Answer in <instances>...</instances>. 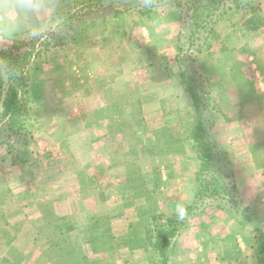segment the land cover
<instances>
[{
    "label": "rangeland",
    "instance_id": "1",
    "mask_svg": "<svg viewBox=\"0 0 264 264\" xmlns=\"http://www.w3.org/2000/svg\"><path fill=\"white\" fill-rule=\"evenodd\" d=\"M91 1L98 0H55L54 14L67 10L71 14L80 9V2L86 3L84 5L86 7ZM181 1L185 6L183 13L175 7L174 0H99V6L91 9L84 8L82 12L84 23L73 44L39 56L29 63L25 71L28 81L29 119H27L25 130L21 131L20 135L10 139L8 143H0V264H5L4 259L7 264H123V260L121 261L114 254L118 248L129 251L151 249L146 239L147 230H153L157 224V215L168 217L164 211L174 210L177 205L169 203L170 192L173 190L170 187H159L161 182L164 183V172L160 168L159 172L151 170L148 177L147 172L141 170L145 164L141 163L140 158L134 156L138 149L142 152V138L146 132L140 113L142 98L136 93V85L142 81L144 69L152 66V63L156 61L159 62L160 59L165 58L164 60L168 61L172 55L180 64L181 72L184 70L185 77L192 76L196 63L189 62L192 61V57L186 60L184 54L188 49L187 38L192 30L191 25L194 20L201 19L204 11L200 8L206 0L195 2L197 7L198 3L200 4L199 11L191 7L193 0H190L187 5L184 0ZM242 2L245 8L242 11L234 9V13L238 12L228 21L238 16H249L251 25L264 29V15L260 7L262 0H242ZM189 6L192 9H189ZM54 14L45 21L48 26ZM26 31L28 30L18 31L15 34ZM12 36L0 32L2 47L9 45ZM214 37L210 41V46ZM164 45L167 46L165 49ZM180 55L185 60H182ZM196 66L199 68L198 58ZM105 87L110 91L107 95L110 103L106 108L98 109L94 92L98 88ZM202 90L207 92V85L204 84ZM74 93L81 96V101L77 104L76 116L84 115L87 122L108 120L112 131L119 135L113 145L117 155L113 156L112 160L114 167L117 164L122 166L124 163L127 169L128 173L125 176L131 187L130 192L127 193L128 196L126 187L123 185L124 188L121 189L118 185L114 170L106 175L99 174L98 172L101 171H98L92 175L87 173L86 176L89 179L94 178L97 183L98 180L101 183L107 182L106 187L96 191L98 192L96 198L102 203L111 202L115 211L116 209L118 212L122 209L125 211L128 208L126 204L128 202L132 204L133 192L138 222L129 226L126 236L116 238L112 235L109 216H98L93 219L84 234L85 238L74 234L73 219L58 217L54 205L66 196L67 188L70 186L68 177L70 173L63 174L61 179L64 180H60L59 174L53 177L51 171L43 175V179L35 178V166L43 163L44 159L55 166L57 162H54V158H56L63 169L69 168L73 171L74 162L66 155L67 146L65 147L64 141L59 140L52 144L51 141L46 140L47 145L43 148L44 158H40L34 138L36 136L38 139L39 132L41 133L39 123L41 113L49 111L45 117L58 116L63 123L67 122L66 119L71 116L67 98L72 97ZM46 99L48 101L45 103ZM202 113L206 117L207 126H211L209 111L205 109ZM2 126L0 125V141L3 140L2 135L6 134L1 131ZM65 126L66 124L62 125L63 133L68 131ZM56 132L54 128H47L45 134ZM167 134L168 137L163 140L164 149L161 150L176 149L178 143L176 137L172 133ZM209 134L217 154L212 168L213 175L217 181L228 188L234 201L230 204L222 200L221 209L216 208V205L198 209L181 230L188 225L190 229L199 232L206 230V234L200 237L208 245L206 258L210 257L219 264L229 257L242 264L239 260L245 256L251 264L254 261L255 264H261L258 262V252L254 255L247 249L252 246L258 251L260 235L263 239L264 235L255 221L257 214L254 215V219L250 216L256 212L245 205L243 189L240 188V191L238 186L241 182L244 184L250 181L249 176L244 173L241 180V177L239 178L241 174L233 173L230 148H226V143L225 146H220L212 137L210 130ZM23 136H26L27 152L20 154L25 148ZM129 141L132 145L130 148ZM9 146L13 148L11 151L8 149ZM53 149L65 152V156L54 154ZM255 149L258 154L255 162L260 165L264 163V142L257 143ZM130 150L131 156L125 157L124 154H130ZM51 152L54 155H51ZM212 152L215 153V149ZM46 154H50L49 157L46 158ZM22 165L25 166L20 172L15 169L13 172L11 166ZM196 175L197 173L194 177L196 187L193 200L186 206L187 208L193 203L197 191ZM257 179H254L256 184ZM16 180L20 181L12 185ZM242 184L240 186L243 187ZM190 191L191 189L183 190L187 195ZM178 196L181 195H176L175 198ZM36 206L41 207L42 211L38 217L30 212ZM85 207L93 209L97 205L94 204V199H90L86 201ZM18 214H22L24 219L9 222L13 216L17 218ZM175 216L177 214L171 217ZM130 238H132L131 243H128ZM233 246L238 253L236 250L229 251ZM153 253L155 255L154 251ZM155 258L156 264H159L156 255Z\"/></svg>",
    "mask_w": 264,
    "mask_h": 264
},
{
    "label": "crops",
    "instance_id": "2",
    "mask_svg": "<svg viewBox=\"0 0 264 264\" xmlns=\"http://www.w3.org/2000/svg\"><path fill=\"white\" fill-rule=\"evenodd\" d=\"M260 7L264 15V0ZM251 22L249 16H238L218 25L211 46L198 55V70L207 82L209 95L207 111H209V124H212L209 130L220 146H225L226 143V148H230L233 173L241 174L239 176L241 180L244 173L248 174L250 181L244 184L239 183V190L243 189L245 205L256 212L250 216L253 218L257 214L255 221L264 235V163L257 165L255 162L258 157L255 146L257 143L264 142V29L251 25ZM166 47L164 45V49ZM164 59L144 69L142 81L136 85V93L142 98L140 113L146 132L142 138V152L138 149L134 156L140 158L141 163L145 164L141 170L147 172L148 177L151 170L158 171L160 168L164 172V183L161 182L159 187H170L173 190L170 192V204L187 206L193 200L196 187L194 177L199 169L197 152L190 137L195 118L193 101L182 82L181 67L176 57L172 55L168 61ZM108 93L110 91L106 87L95 90L94 99L98 109H104L109 105ZM67 100L68 104L70 103L71 114L70 118L66 119L67 122L63 123L58 116L45 117L49 111L41 113L39 115L41 133L39 132L40 136L38 139L35 136L34 140L38 146L37 153L40 158L43 157L46 140L51 141L52 144L59 140L64 141L65 147L67 146L66 155L74 162L73 171L69 168L63 169L56 158H54V162H57L55 166L44 159L43 163L35 166V178H42L51 171L53 177L59 174L60 180H64L61 179L63 174L70 173L68 175L70 186L65 184L69 187L68 192L54 205L58 217L73 219L74 234L85 238L84 234L93 219L98 216H109L112 235L116 238L126 236L129 226L138 222L133 192L132 204L128 202L126 204L128 208L125 211L123 209L120 212L117 209L115 211L111 202L102 203L96 198L98 193L96 191L106 187L107 182L102 184L98 180L97 183L94 178L89 179L86 176L87 173L92 175L98 171H101L98 172L99 174L106 175L114 170L118 185L121 189L124 188L123 185L126 187L128 196L127 193L130 192L131 187L125 176L128 173L127 169L124 163L122 166L117 164L114 167L112 160V157L117 155L113 145L119 135L112 131L108 120L87 122L84 115L76 116L77 104L81 101L80 95L77 96V93H74ZM47 101L48 99L44 102ZM63 124L67 126L66 133L62 132ZM47 128L56 129L58 135L45 134ZM167 133H172L176 137L178 142L176 149L161 150L164 149L163 140L168 137ZM169 138L171 139V135ZM131 146L129 141V148ZM144 149H146L145 152ZM54 154L65 156V152L61 150H54ZM131 154L130 150V154L127 153L124 156L130 157ZM49 155L46 154V158ZM24 166H11V168L13 172L14 169L20 172ZM256 178H258L257 184L254 181ZM19 181L16 180L12 185ZM241 184L243 187L240 186ZM185 189H191L188 195L184 194ZM176 195L181 196L175 198ZM90 199H94L96 208L85 207L86 201ZM164 201H166L165 198ZM30 212L38 217L42 213L41 207L36 206ZM164 213L171 217L176 214V209L164 211ZM19 219H24V216L18 214L17 218L13 216L9 222ZM204 231L200 233L190 229V225L182 229L175 237L173 245L170 246L168 264H219L210 257L206 258L208 245L200 238L206 234V230ZM231 250L235 251V246L229 251ZM247 250L254 255L258 252L252 246ZM236 253H238L237 250ZM114 254L118 256V259L123 260V264H156V258L151 249L129 251L118 248ZM245 257L239 261H242V264H251ZM220 264H240V262L229 257Z\"/></svg>",
    "mask_w": 264,
    "mask_h": 264
},
{
    "label": "trees",
    "instance_id": "3",
    "mask_svg": "<svg viewBox=\"0 0 264 264\" xmlns=\"http://www.w3.org/2000/svg\"><path fill=\"white\" fill-rule=\"evenodd\" d=\"M189 1L184 0L186 5ZM198 1L193 0L191 5L195 11H199L200 4L198 3L197 7L195 3ZM98 3L99 0L97 2L91 1L88 6L84 7L86 3L80 2V9L71 14L69 10L54 14L50 18V25L46 32L36 36L29 35L28 31L13 34L8 46L0 47V125H3L1 131L6 133L2 135L1 144L8 143L16 135H20V132L25 130L27 119H29L27 110L29 102L28 81L25 77V71L29 63L39 56L73 44L78 31L81 30V25L84 23L82 17L84 8L91 9L96 7ZM204 3L200 8L204 11L201 14V19L194 20L191 25L192 30L187 38L188 49L184 54L186 60L192 57V61L189 62H195L194 66L196 68L192 71V76L185 77L184 70L181 72L185 89L192 97L195 114L190 137L194 142L199 160V169L196 175L197 191L193 203L187 208V215L184 219H179L177 216L164 217L163 215H157V224H155L153 230H147L146 239L149 247L155 252L159 264L168 263L172 240L198 209H203L208 205H216V208L221 209L222 204L220 202L222 200L230 202V204L234 201L228 188L217 181L213 175L212 168L217 155L216 147L209 134L210 126H207L206 117L202 113L208 108L209 95L208 92L202 90L203 85H207V82L196 65L198 55L202 53L204 48L210 46V41L215 36L218 25L228 21L232 15L238 12L234 13V9L242 11L245 7L242 0H206ZM174 5L180 13H183V7L185 6L181 0H174ZM191 7L189 6V9ZM178 51L182 53L181 50ZM180 56L182 60H185L182 55ZM23 138L25 148L20 154L27 152L26 136H23ZM8 149L11 151L13 148L9 146ZM214 149L215 153L212 152ZM131 239L128 240V243H131ZM260 239L258 262L264 264V239L261 235ZM141 247L145 246L141 245ZM132 248H134L133 245ZM3 262L7 264L5 259Z\"/></svg>",
    "mask_w": 264,
    "mask_h": 264
},
{
    "label": "clouds",
    "instance_id": "4",
    "mask_svg": "<svg viewBox=\"0 0 264 264\" xmlns=\"http://www.w3.org/2000/svg\"><path fill=\"white\" fill-rule=\"evenodd\" d=\"M55 12V0H0V32L11 36L28 30L31 36L39 35L48 30L45 21ZM2 46L3 42H0ZM176 214L179 219H184L186 205H178Z\"/></svg>",
    "mask_w": 264,
    "mask_h": 264
}]
</instances>
